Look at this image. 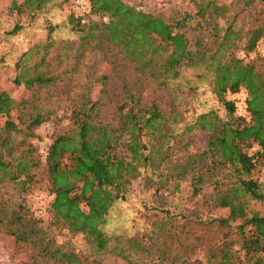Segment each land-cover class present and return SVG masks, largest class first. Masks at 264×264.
I'll list each match as a JSON object with an SVG mask.
<instances>
[{
    "label": "trees",
    "instance_id": "obj_1",
    "mask_svg": "<svg viewBox=\"0 0 264 264\" xmlns=\"http://www.w3.org/2000/svg\"><path fill=\"white\" fill-rule=\"evenodd\" d=\"M50 1L22 0L15 13L31 19ZM87 2L84 14L101 21H85L82 14L69 12L67 22L77 34L75 39L53 38V27L48 25L45 39L23 50L15 60L13 83L28 90L29 97L16 102L0 90V114L8 116L15 110L18 121L7 117L0 127V170L15 168L4 176L9 180L17 177V167L11 164L13 149L33 134L34 127L56 113L57 101H65L63 109L68 110L71 127L52 138L43 164L53 195L50 210L69 232L81 233L96 252L107 250L129 262L120 246H115L116 252L107 248L118 236L106 235L100 226L106 223L113 205L127 199L132 182L141 177V172H154L150 165L160 162L161 149L166 150L172 138L164 124L174 121L176 113L172 103L167 110L154 99L139 103L136 97L140 84L133 77L122 83L116 116L100 118L104 101L90 100L87 90L95 80H106L108 75L93 74L81 61L83 52L88 47L105 50L104 45L114 46L117 53L115 61L110 59L112 71L117 70V62H125L120 67L133 65L145 79L164 85L176 79L183 67L203 65L210 76L209 91L222 104L225 115L220 118L210 109L196 114L188 124L187 130L204 131L205 140L191 160L180 165L170 186L173 192L178 185L176 178L190 176L189 194L199 204L192 215L177 217L159 205L157 212L163 215L151 221L152 229L145 236L155 245H176L177 255L163 257L168 264H192V255L199 252L203 264H264V215L243 217L232 224L210 214L212 198L226 207L233 199L248 194L264 207V190L256 174L264 163V53L258 50V43L264 40V0H241L242 9L260 15V23L244 33L239 50L233 46L241 33L233 27V16L227 17L229 7L215 0H192L190 10L167 18L129 1ZM219 20H226L221 34ZM21 28L15 22L8 32ZM187 28L194 33L192 40L186 35ZM207 35L214 37L212 49L202 42ZM198 78L201 80V75ZM63 82L68 91L59 92L58 85ZM187 87L195 90L196 85L188 83ZM179 89L168 88L172 95ZM241 89L244 97L239 102L236 99L238 103L225 99ZM241 103L244 116L236 112ZM123 109L126 112L121 116L118 111ZM168 110L171 119L166 115ZM16 134L21 135L18 144L14 141ZM253 147L255 151L251 152ZM161 171L156 173L157 184L168 177ZM210 178H214L211 189L203 192L202 184ZM202 207L208 210L207 216L202 215ZM3 228L17 242L38 244L42 255L60 257L69 264H98L86 257V261H80V255L68 249H52L38 219L18 210L0 216ZM134 248L144 250L138 242Z\"/></svg>",
    "mask_w": 264,
    "mask_h": 264
},
{
    "label": "rangeland",
    "instance_id": "obj_2",
    "mask_svg": "<svg viewBox=\"0 0 264 264\" xmlns=\"http://www.w3.org/2000/svg\"><path fill=\"white\" fill-rule=\"evenodd\" d=\"M21 1L0 0V90L7 92L10 98L16 102L22 98H28L29 91L23 86L13 83L15 74L14 62L23 50L45 39L48 25L53 27L51 31L53 38L57 40H73L77 34L70 29L71 24L67 22V13L82 14L85 21H101L94 16L87 17L84 14L88 9L87 0H78L72 8H70L72 0H52L31 19L24 15L18 17L15 13ZM124 1L149 9L165 18L171 17L174 13H180L184 9L190 10L193 5L192 0ZM215 2L229 7L227 17L233 16V27L239 29L241 33L240 38L236 40L233 46L234 50H239L244 43V33L251 26L260 23V15L249 13L242 9L241 0H215ZM225 21H218V25L222 27L219 30V34L222 33V29L226 25ZM15 22H19L22 28L9 33L8 31ZM187 29L186 35L192 40L194 33L190 28ZM202 42H205L211 49L215 43L212 35H207ZM263 42L264 40L260 41L258 47ZM104 48L106 51L98 47H88L81 58L82 63L96 76L108 75L106 80H95L87 90L90 100L99 98L104 101L100 118L116 116V106L122 101L120 97L122 83L127 79H133V77L137 79L136 84H140L139 97H136L139 103L154 99L164 110H167V105L172 103L176 113L174 121L168 120L164 124V128L171 134L172 138L169 140L168 148L166 150L161 149L160 162L150 165V167H154V172L142 171L141 177L132 182L131 192L127 199L113 205L108 212L106 223L100 226L106 235L118 236L117 240L111 239L108 244L110 247L107 248L114 249L116 252L115 246H120L121 249H124L125 255L129 256V262H126L120 256H116V253L107 252V250L96 252L81 233L69 232L53 216L50 210V201L53 195L49 191L43 173L44 151L56 134L67 131L71 127L67 116L68 110L64 111L63 109L67 105L65 101H57L59 108L56 113L48 120L34 127L32 130L33 134L27 136L19 147L13 149L11 164L12 166L15 164V167H17V177L14 180H9L8 177L4 176L6 175L5 173L9 174L15 168L7 171L0 170V216L6 215L9 211L18 210L21 214L38 219L39 225L43 227L48 238L49 246L52 249L59 248L73 251L80 255V261H86L84 258L86 257L87 259L95 260L98 264H168L163 257L169 259L171 254H176L178 250L176 245L167 243L152 244V242H148L145 234L152 229L151 221L163 215L161 211L157 212L156 208L159 205L162 206V209L168 210L174 217H177L178 214L192 215L195 212V205L199 204V202L197 201L196 203V197H190V176L182 175L176 178L177 188L173 192H171L170 188L173 180H175L172 176L180 171V165L184 164V160H191L193 153L202 148L205 140L206 133L204 131L187 130L186 128L198 113L211 109L215 111L216 115L223 118L225 111L222 104L217 102L209 91L210 76L208 72H205L203 65L183 67L176 79L168 82V85H164L158 80L145 79L133 65L128 64L120 67L125 62H117V70L112 71L110 59L115 61L117 50L114 46L108 48L104 45ZM259 51L264 53V51ZM198 75H201V80ZM188 83L196 85L195 90L188 88ZM177 86L180 89L176 90L175 95H172L168 88ZM58 89L59 92L68 91L67 84L64 82L60 83ZM77 90L78 88L74 86V91ZM103 90L102 94L101 91ZM243 97L244 92L241 89L235 94H227L225 99L235 101L237 99L239 102ZM136 98H134L132 105L135 104ZM124 102L127 106L129 105V101ZM118 112L121 116H124L126 109ZM166 115L171 119L172 113L169 110ZM7 117L18 122L16 112L13 110L8 116L0 114V127ZM20 139L21 135L16 134L14 136L15 144H18ZM250 151H255V148H251ZM155 167L158 168L156 169ZM160 169H163V171ZM159 171H161V174L168 175V177L165 176V181L157 184L158 177L156 173ZM224 172L220 170V174H224ZM256 174H258L257 177L261 183L260 188L264 190V163ZM213 179L210 178V180L204 181L202 184L203 192L210 191L212 184L210 181ZM210 206L211 216L226 218L232 224H235L243 217L264 215V207L261 206L260 200L248 194L233 199L226 207L219 206L218 200L212 198ZM202 210V215L207 216L208 210L203 207ZM142 235L144 238L139 242ZM137 242L144 249L142 252L134 248V243ZM190 261L192 264H203L202 253L199 252L192 255ZM0 264L69 263L61 260L60 257L42 255L38 244L34 246L15 241L3 228L0 229Z\"/></svg>",
    "mask_w": 264,
    "mask_h": 264
},
{
    "label": "built area",
    "instance_id": "obj_3",
    "mask_svg": "<svg viewBox=\"0 0 264 264\" xmlns=\"http://www.w3.org/2000/svg\"><path fill=\"white\" fill-rule=\"evenodd\" d=\"M77 2L78 0H72V2L70 3V8L74 7L73 5H75V3ZM258 50L264 51V42L261 45H259ZM236 112L242 116L246 114L243 103L237 105ZM45 154H46V150L44 151V157Z\"/></svg>",
    "mask_w": 264,
    "mask_h": 264
}]
</instances>
